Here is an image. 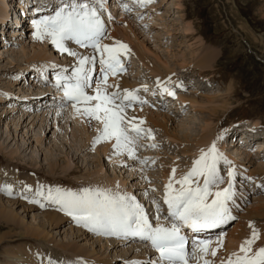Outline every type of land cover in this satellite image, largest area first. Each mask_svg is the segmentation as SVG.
Masks as SVG:
<instances>
[{"label":"rangeland","instance_id":"374dc122","mask_svg":"<svg viewBox=\"0 0 264 264\" xmlns=\"http://www.w3.org/2000/svg\"><path fill=\"white\" fill-rule=\"evenodd\" d=\"M34 1L43 3L50 0ZM108 1L117 2V5L109 10L115 26L112 32L123 38V42L122 38L116 42L126 44L129 49L140 52L145 57L140 59L139 56L129 53L133 62L135 61L132 62V72L130 70L127 76L129 82L134 84L132 87L144 85L150 87L159 81L161 85L168 86L176 93L175 97L163 95L166 100L162 102V106L154 111H147L159 129L154 128L149 120L146 127L153 130L155 140L145 139L141 144L155 143L158 147L154 150L139 148L138 159H129L126 155H114L111 142L96 144L93 150V142L98 135V128L101 127L98 124L91 125L86 130L82 124H78L77 119V124L73 122V115L62 114L59 110L56 112L55 106L48 107V110L43 109L45 105L42 102L41 107L34 109L31 115H25L26 111L23 110L22 113L19 104L26 106L29 101L18 98L19 103L16 105L14 98L18 94L15 89H20L22 85L16 84L13 80L19 72L25 71L26 68H31V71L37 67L38 70L40 65L49 67L65 65L67 69L63 72L67 76L75 67L69 64L67 59L56 55L50 42L46 41V44H43L35 40L26 20L22 28L23 35L19 34L15 39H10L8 50L3 53V58H0V132L5 133L7 138L5 142L0 141L2 162L0 169L6 165L8 159L11 160L12 156L17 154L22 158H19L22 164L32 161V158L35 159L34 167L50 178L66 177L72 182L90 184L100 189H109L104 187L108 181L120 182L118 189L117 187L110 189L134 195L144 206L149 220L155 226V208L150 211L147 209L150 206L154 207L151 201L155 199L160 204L162 215L165 207L164 189L168 183L166 180H169L173 168L176 169L175 178H181L191 169L193 161L199 158L201 150L206 152L213 143L227 161L232 158L240 163L247 145L264 141V0H154L146 7H139L132 0ZM125 3L131 8L130 12L124 10ZM1 50L4 51V48L0 47ZM37 53H41L42 56L29 60ZM16 63L21 70L11 67ZM92 75L96 78L95 73ZM95 82L96 80L93 81L94 85ZM50 83L54 86V81ZM108 83L112 82L108 80ZM10 84H13V88L9 91ZM35 91L28 90L29 93ZM207 99H210L208 103ZM43 100L49 101L47 97ZM51 102L49 101V105H52ZM212 108L215 109L214 112H210ZM140 126L145 128L143 125ZM178 129H181V132ZM33 134L43 136V145L34 143ZM173 135L179 140H174ZM206 137H209L210 141L206 144L200 143V140ZM72 144L77 146L76 148L80 145L85 149L77 150V153L76 150L72 151ZM18 147L21 149L19 152ZM46 149H51L55 156L59 155L52 171L42 156ZM145 158L149 159V164L141 165L139 160ZM226 168L223 167L221 171L224 172ZM74 169L77 172L71 174ZM235 175L243 177L247 182L245 176L236 172ZM145 176L151 184L145 181ZM20 179V182L25 183ZM0 181L11 183L10 178L4 177V174L0 175ZM224 181L219 189L214 190L227 187L228 179ZM258 181L260 187L252 189L250 182L240 183V180L236 179L234 200L237 203L234 202L235 207L231 208L235 220L227 224L226 228L229 227L226 237L221 238L216 245H209L210 249L217 250V255L213 257L210 252L207 254L198 252L190 264H204L205 259L210 264L227 261L234 250L226 253L224 247L240 243V240L236 238L238 240L236 241L235 237L230 236L232 231L237 228L243 229L240 247L247 239L246 236L248 235L249 239L252 235L250 223L259 232V239L253 244V250L264 247V178ZM45 184L50 188L55 182L48 181ZM152 188L156 191H149ZM60 189L69 191L66 187ZM20 192L18 196L11 194L8 199L0 194L2 201L0 208L12 210L17 214L20 223L16 229H9L0 223V238L6 236L20 240L11 245H0V264H29L25 259H16L12 253L19 248H27L36 253L42 251L41 254L43 253L47 259L44 264H49V261L51 264H84L105 260L109 264H132L136 257L142 259L134 261V264L155 262L138 245L128 243L120 245L121 243L117 242L121 239L115 241L112 237L90 232L88 235V232H83L79 228L81 226H77L71 217L67 215L65 217L57 206L46 204L47 201L43 202L45 207L37 208L39 211L27 212L31 197L27 198L28 203L25 204L19 199L22 194ZM231 205L233 206V203ZM48 212L59 213L67 219L54 229L49 227L46 221L45 215ZM26 227L40 228L48 234L46 238L48 242L41 241V238L39 241L22 240V237H27L23 229ZM240 233L237 231L235 235ZM0 242L4 243L5 240ZM60 245L83 249L84 255L82 257L76 254V257L75 249L70 252L63 251ZM239 249L234 252H239Z\"/></svg>","mask_w":264,"mask_h":264},{"label":"snow or ice","instance_id":"6c2138e0","mask_svg":"<svg viewBox=\"0 0 264 264\" xmlns=\"http://www.w3.org/2000/svg\"><path fill=\"white\" fill-rule=\"evenodd\" d=\"M132 2L139 7H146L154 0ZM123 7L126 12L131 11L126 3ZM103 8V0H65L53 15L32 21L35 39L41 42L48 39L60 53L76 59V66L70 75L65 76L63 71L57 74L55 87L63 92L64 102L70 104L76 114L83 116L89 123L96 121L101 126L93 142V150L96 144L111 142L114 155L138 159L139 148L154 150L158 145L141 144L145 139L155 140L153 130L138 126L136 118H129L126 113V109L146 103L137 95L139 90L108 91L119 88L118 84H109L108 78L126 71L121 57L126 56L130 49L122 42H115V46L102 43L107 38L105 23L101 18ZM68 42L91 49L92 54L83 55L72 51L67 46ZM97 65L100 80L94 85L92 73L97 70ZM157 86L162 94L175 97L176 93L159 81ZM88 89H93L94 94L90 95ZM144 91L148 89L145 87ZM144 123L143 120L138 121L139 125ZM221 162L230 164L213 143L206 152L201 150L199 158L193 161L191 169L181 178H175L176 169L173 168L164 189L163 204L167 206V216H161L160 204L155 199L151 201L156 212L155 226L136 197L119 190L84 188L75 192L56 188L48 189L45 193L38 189L36 195L43 197L50 205L57 206L77 226L96 235L139 239L150 243L158 253V259L149 264H189L198 252H210L215 257L217 250L209 248L211 241L207 239L193 240L189 250V240L182 229L187 228L194 234L201 233L235 220L230 208L236 196L234 168L227 173V187L214 191L225 182L220 175ZM139 163L147 165L149 159L139 160ZM144 179L151 184L147 176ZM25 190L31 191L27 187ZM7 191L11 194L10 189ZM149 191L154 192L156 189ZM29 202L39 203L38 200ZM40 206L45 207L43 203ZM249 226L252 228L251 237L241 244L239 252L232 253L221 264H264V247L257 250L252 247L259 239V232L253 224ZM204 264L210 262L205 259Z\"/></svg>","mask_w":264,"mask_h":264},{"label":"bare ground","instance_id":"6f19581e","mask_svg":"<svg viewBox=\"0 0 264 264\" xmlns=\"http://www.w3.org/2000/svg\"><path fill=\"white\" fill-rule=\"evenodd\" d=\"M26 1H28V0H26ZM19 4H21L20 5V7L22 8L23 7V3H22V1L21 0H18L17 1ZM13 3L14 2H12V1H10V0H0V23H3V21L8 17V16H10L11 15V7H12V9H14V6H13ZM128 3H130V4H132L131 2H128ZM103 4H104V11L106 12V10L108 9V7H107V5H105L106 4V2H105V0H103ZM106 8V9H105ZM42 9V7L40 6L39 8H38V10H41ZM35 13H38V11H36ZM107 13V12H106ZM108 15V14H107ZM102 18V17H101ZM102 20L104 21V19L102 18ZM24 23V22H23ZM30 26H31V29H32V35L35 37V29H34V27H33V25H32V22L30 23ZM22 27H23V25H22ZM106 28H108L107 29V34L109 33V31H110V34L108 35V37L106 38V40L104 39L103 41H102V43L103 44H107V45H110V46H115V42L116 41H119V40H121L120 38H122V37H118L117 35H116V33L115 32H112L113 30H114V28H115V26H114V24L112 23V22H109L108 23V26L106 25L105 26ZM20 28V27H19ZM19 34H22V29H21V31H20V33ZM23 35V34H22ZM126 35V34H125ZM125 39L126 38H124V41H125ZM128 39V38H127ZM35 40H37V39H35ZM47 41V42H46ZM122 42H123V38H122V40H121ZM41 42V41H40ZM48 43V42H50V40L48 41L47 39H45L42 43L43 44H46V43ZM127 42H129L128 40H127ZM50 46H51V48H53L54 50V53L56 54V55H59V56H61V57H63V58H65V59H67L68 61H69V64H73V66H76V59L74 58V57H71V56H68L66 53H60L52 44H51V42H50ZM67 46L72 50V51H76V52H78V53H81V54H83V55H91L92 54V50H89V49H85V48H80V47H77V46H74V45H72V44H70V43H68L67 44ZM0 47H2V46H0ZM6 50H8V47H4V51L3 50H1L0 52H2L1 54H0V58L2 59L3 58V53L6 51ZM34 52V51H33ZM129 53H132V55H137V56H139V58L140 59H145V57L140 53V52H136V51H134V50H132V49H130V52H128L127 53V55L126 56H122V57H129V60H130V69H129V71L131 70V72H132V70H133V65H132V62H133V58H131L132 57V55H129ZM41 53H37L36 54V56L35 55H32L30 58H29V60H31V59H34V58H36V57H41L42 55H40ZM141 55V56H140ZM26 56V54L25 55H23V57H25ZM136 56V57H137ZM138 58V57H137ZM41 59V58H40ZM131 59H132V61H131ZM24 60V59H23ZM143 61V60H142ZM133 63H135V61L133 62ZM48 65H40V68H38V70H40L41 68H44V70H46V69H48V67H47ZM63 66V67H62ZM13 69L14 68H18L19 70H21L20 69V67H19V65L16 63L14 66H11ZM37 68V67H36ZM36 68H34L35 69V71L37 70ZM31 68H26L25 69V71H28V70H30ZM57 69H61V70H65V67H64V65H61V66H59V67H57L56 65H53V66H51V67H49V70H51V71H54V70H57ZM25 71H22L21 73L19 72V74L16 76V80L14 79L13 80V82H16V84H19V81H18V79L20 78V77H22V75H23V72H25ZM47 73H48V71H47ZM130 73V72H129ZM43 74H44V71H43ZM132 74V73H131ZM136 74V73H135ZM128 75H127V73H126V75H124V76H118V77H113V76H109V78L110 79H108L110 82H112L111 84H118L119 85V88L118 89H110L109 91L111 92V91H114V90H119V91H123V90H136V88H137V86H134V87H132L134 84H132V83H130L129 82V78L127 77ZM133 76V75H132ZM138 76V75H137ZM135 77H136V75H135ZM134 77V78H135ZM48 79H49V77H48V75H47V81H48ZM54 81V83H53V85H54V87H55V83H56V80H53ZM97 81H99L98 79H97ZM164 83V82H163ZM49 84H51V83H49ZM20 85V84H19ZM23 85V84H22ZM11 86V87H10ZM10 86H9V91L13 88V84H10ZM50 86H52V85H50ZM168 87V86H167ZM30 90V88H28V87H21L20 89H15L16 91H17V93L16 94H18V95H16V98H14V99H16V105H18V103L19 102H17L18 101V97H19V99H25L26 101L28 100L29 102L30 101H32V102H34V104H37V103H39L41 100H43L44 98H42V96H43V93H44V90H42V89H35L36 91H35V93H33V92H28V90ZM155 89H156V93H157V95L158 96H161L162 97V95H164V94H161V90H159L158 91V87H155ZM33 90V89H32ZM31 90V91H32ZM12 92V91H11ZM55 92V91H54ZM42 93V94H41ZM88 93L90 94V95H93L94 94V90L92 91H88ZM35 95H38L37 96V98L36 97H34ZM54 95H57V94H54ZM32 97H34V98H32ZM146 97V96H145ZM165 97H167V95H165ZM12 99V98H11ZM148 99V96L146 97V100ZM48 100H49V98H48ZM166 100V98L164 99L163 98V101H165ZM208 100H210V99H207V103L209 102ZM148 101V100H147ZM51 102V101H50ZM55 102V101H54ZM53 103V102H52ZM58 104H61L60 103V101H58L57 102ZM14 104V103H13ZM160 104H162V100H161V98H160ZM203 104H205V103H203ZM210 104V103H209ZM208 104V105H209ZM29 105V104H28ZM28 105H26V106H28ZM207 105V104H206ZM21 106H25V104L23 105V104H19V107L21 108ZM49 106H52V105H49ZM54 107V106H53ZM203 107H206V106H204L203 105ZM22 109V108H21ZM54 109H57V111L56 112H58V110H59V112L61 111L62 112V110H65L66 112L65 113H68V115H73V122L74 123H76L77 124V120H78V124H82L83 126H84V128H86V130L87 129H89V127L91 126V125H97V122L96 121H92L91 123H89V122H87V120L83 117V116H81V115H78V114H76L75 113V111H74V109L71 107V108H65V109H60L59 107H57V108H54ZM200 109V108H199ZM11 111V110H10ZM21 112H22V110H20ZM23 111H25V110H23ZM154 111V110H153ZM215 111V109L214 108H212L211 110H210V112H214ZM23 113V112H22ZM126 113H127V115H128V117L129 118H131V117H135L136 118V122H137V124H138V121L139 120H143V121H145V123L143 124V126H145V128H147L146 127V123L149 121V120H151V117H150V115H149V113L146 111V110H135V111H131V112H128V111H126ZM25 115H27V114H25ZM159 115V114H158ZM74 116H75V118H74ZM159 117V116H158ZM77 119V120H76ZM160 119V118H159ZM158 120V119H157ZM35 121V117H33V119H32V122H34ZM153 126H154V128H157L156 126H155V124H156V122L155 123H153V121L151 120V122H150ZM157 125V124H156ZM138 126H140L139 124H138ZM159 126V125H158ZM162 128V127H161ZM157 129H159V128H157ZM180 130V132H181V129H178V131ZM166 131V130H165ZM66 132V131H65ZM182 132H185V131H183L182 130ZM49 133V132H48ZM83 133V132H82ZM167 133V132H166ZM187 133V132H186ZM84 134V133H83ZM86 134V133H85ZM84 134V135H85ZM68 135V134H67ZM66 134H64V136H67ZM84 135H82V136H84ZM168 135V134H167ZM166 135V136H167ZM33 136V140H34V143L35 144H39V145H43V141H44V139H43V136L42 135H32ZM169 136V135H168ZM167 136V137H168ZM31 137V136H30ZM80 138V137H79ZM173 138H174V140H179V139H177V137L175 136V135H173ZM7 138H6V135H5V133H1L0 132V141H2V142H5V140H6ZM61 139V138H60ZM63 139V138H62ZM86 139V138H85ZM65 140V139H64ZM68 140V139H67ZM74 140H76V138L74 139ZM79 140V139H78ZM86 141H88V139L86 140ZM210 141V139H209V137H206V138H203L202 140H200V143H203V144H206V143H208ZM74 142V141H73ZM85 142V141H84ZM68 143V142H67ZM75 144H77V143H75ZM73 145V144H72ZM85 145H87V144H85ZM30 146V145H29ZM65 146V145H64ZM67 147V146H66ZM71 147V146H70ZM77 147V146H76ZM74 145H73V148H72V151L73 150H76V152H77V150H82L83 148H82V146H80L79 145V147L78 148H76ZM27 148H28V146H27ZM26 148V149H27ZM60 148V147H59ZM25 149V148H24ZM85 149V148H84ZM83 149V150H84ZM1 150V149H0ZM21 149H20V147H18V152L20 151ZM71 150V149H70ZM208 150V149H207ZM25 151V150H24ZM23 151V152H24ZM104 151H105V148H104ZM260 151V152H259ZM259 152V153H258ZM70 153V152H69ZM74 153V152H73ZM78 153V152H77ZM256 153H258V154H256ZM75 154V153H74ZM243 154H246L247 156H245L246 157V159L248 160L247 162H249V163H252V165L250 166V167H247L246 165H244V163L243 162H241V164L239 163V162H235L232 158H230V159H228V161L230 162V165L228 166V164L226 163V164H219V170H220V175L222 176V177H224V179H228V175H227V173H228V169H233L234 168V170H235V172L236 173H239V175H241V176H245L246 177V180H247V182H250V183H253V185L255 184V183H258L259 181H257V182H255V180H263V178H264V161H262V159H263V157H264V141L263 142H261V141H258L256 144H249V145H247L246 147H245V149H244V152H243ZM73 155V154H72ZM42 156H44V162H45V164L48 166V168L51 170H53V168H54V165L56 164V162H57V159L59 158V155H54V152L51 150V149H46L43 153H42ZM78 156V155H77ZM11 157V156H10ZM255 157L256 158H258V160H256L255 162H254V160H255ZM260 157H262V158H260ZM19 158H21V157H19L17 154L16 155H13L12 156V158H11V160H7V163H6V165L5 166H3L1 169H0V175L1 176H3V174H4V177H7L8 179L10 178V182L11 183H8V184H6L7 182H3V181H0V194L1 195H4L5 196V198H9L10 197V195L12 194V195H15V196H18V193L20 192V193H22L23 194V192H24V195L25 194H27L28 196L27 197H25L24 195H20V201H24L25 202V204H26V202L28 203V200H27V198L30 196L31 197V199L30 200H32V199H34V200H38L39 201V203H28L29 205V208H28V210H27V212L28 211H39L38 209H40V204L41 203H43L44 201H46L43 197H38L37 195H36V192H37V190L38 189H42L45 193H47V190L48 189H56V188H61V187H66L69 191H72V190H74V191H76V192H79V191H81L82 189H84V188H95L94 186H92V185H90V184H85V183H75V182H72V181H70V180H68L66 177H57V178H50V177H48L47 175H46V173L44 174L43 172H41V171H39L38 169H36L35 167H34V160L35 159H31L32 161H28L26 164H22V160H20ZM22 159V158H21ZM78 160V159H77ZM81 160V159H80ZM2 162L0 161V164H1ZM135 164H137L136 162H135ZM224 165H226V166H224ZM253 165H256V166H253ZM253 166V167H252ZM223 167H227L226 168V170L224 171V172H222L221 170H222V168ZM230 167V168H229ZM51 170V171H52ZM68 172V174L70 173L69 172V170L67 171ZM75 172H77L75 169L74 170H72L71 171V174L72 173H75ZM227 172V173H226ZM166 174V173H165ZM23 175V176H22ZM35 178H34V177ZM19 178H21V179H23L24 181H25V183H22V182H20L19 181ZM39 178V179H38ZM20 179V180H21ZM166 179H164V182H166V181H168V180H166ZM48 181H52V182H55V184H53V185H51V187L49 188L48 187V185H46L45 183L46 182H48ZM163 181V180H162ZM226 181V180H225ZM253 181V182H252ZM202 183V182H201ZM14 184H16V185H14ZM106 184V186H104L105 188H114V187H117V185L118 184H120L121 185V183L120 182H110V181H108V182H106L105 183ZM123 184V183H122ZM138 185V184H137ZM119 186V185H118ZM26 187L28 188V189H31V191H26L25 189H26ZM8 189H10L11 190V194H8ZM72 189V190H71ZM215 191V190H214ZM158 195V194H157ZM13 199V198H12ZM157 199V198H156ZM16 200V199H15ZM25 200H27V201H25ZM29 200V201H30ZM8 201V200H7ZM2 203V201L0 200V204ZM9 203H10V200H9ZM15 203H17V202H15ZM12 204H14V203H12ZM24 204V205H25ZM46 204H49L48 202H46ZM11 205V204H10ZM235 205V204H234ZM12 206V205H11ZM24 207V206H23ZM26 207V206H25ZM51 207V206H50ZM50 207H48V209L50 208ZM144 207V206H143ZM38 208V209H37ZM26 209H27V207H26ZM43 211H46V210H44L43 209ZM231 212H232V209H231ZM62 214H64L63 212H62ZM166 214H167V206L165 207V210H164V214H163V216H166ZM232 214V213H231ZM233 215V214H232ZM65 217H66V215H64ZM235 216V215H234ZM45 218H46V221H47V223H48V226L49 227H52V228H57V227H59V226H61L63 223H65V219H67V218H63L62 217V215L61 214H59V213H50V212H48V213H46V215H45ZM69 219V218H68ZM72 219V218H71ZM70 219V220H71ZM74 222V221H73ZM72 222V223H73ZM0 223H2V224H4L7 228H9V229H14L16 226H20V223H19V221H18V219H17V214H15L14 212H12V210L11 211H6L4 208H0ZM236 227V226H235ZM240 227V226H239ZM83 232H88L87 234L89 235L90 233H93V232H90L89 230H87V229H85L84 227H79ZM16 229V228H15ZM25 231H26V233H25V236H27L26 238L25 237H22L23 239L22 240H30V239H32V240H34V241H39L38 239L39 238H41L40 240L41 241H43V242H48L47 240H46V238L48 237V234H46L44 231H42L40 228H38V227H36V228H23ZM237 231H240L241 233L240 234H238V235H235V233H237ZM79 232V231H78ZM90 232V233H89ZM21 233V232H20ZM18 234V233H17ZM243 234H244V231H243V229H236V230H234V231H232V233H231V235L230 236H232V237H235L234 239L236 240V241H238V240H240V243H241V241H242V236H243ZM19 236H22V234L20 235V234H18ZM81 235H83V233L81 234ZM235 235V236H234ZM227 236V233L225 234V236H223V237H226ZM248 235L246 236V238L248 239ZM238 240H237V239ZM1 240H5V242L4 243H1L0 242V245H3V244H8V245H11V244H14V243H17V242H19L20 240H18V239H11L10 237L9 238H7L6 236L5 237H2V238H0V241ZM116 241V240H115ZM119 241H121V242H119ZM117 243H121L120 245H126L125 243H130V241L128 240V239H121V240H119ZM217 241H219V240H217ZM216 241V242H217ZM216 242H212L213 244H211V245H216L217 243ZM133 243V242H132ZM236 243H238V242H236ZM239 243V244H240ZM116 244V243H115ZM229 244V243H228ZM234 244V243H233ZM239 244H234V245H226L225 247H224V251L227 253V252H229V251H231L232 252V250H236V249H239L240 247H239ZM112 245V244H111ZM133 245V244H132ZM134 245H137V244H134ZM139 246V245H138ZM114 247V246H113ZM140 247H142V249H144L145 251H146V249H145V246H140ZM239 247V248H238ZM60 248L63 250V251H74V249H75V251H77L76 253L75 252H72L74 255H81L82 257H83V255H84V251L85 250H83V249H80V248H74V247H72V246H69V245H60ZM17 249V248H16ZM36 251V250H35ZM233 251V252H234ZM42 252V251H41ZM41 252L39 251V252H33V251H31V250H29V249H27V248H19V249H17V250H15L14 252H12L13 254H15V256H16V259L17 258H19V259H25V261L26 262H28L29 264H44L45 262H46V257L44 256V254L42 253L41 254ZM126 252V251H125ZM147 252V251H146ZM232 252V253H233ZM138 253V252H137ZM10 254H11V252H10ZM17 254H20V255H17ZM148 254V253H147ZM77 255H76V257H77ZM146 255V254H145ZM141 256V255H140ZM137 258H139V259H137ZM76 259V258H75ZM80 259V258H79ZM140 259H142V257L140 258V257H136V259L134 260V261H137V260H140ZM202 259V258H201ZM87 261V260H86ZM106 261V260H105ZM105 261H103V262H95V263H84V264H109V262L107 261V262H105ZM133 261V263L132 264H134L135 262ZM80 262V261H79ZM190 264V263H189Z\"/></svg>","mask_w":264,"mask_h":264}]
</instances>
